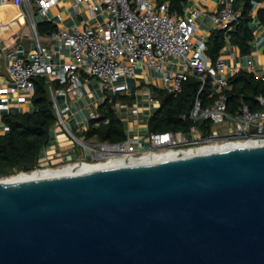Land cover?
<instances>
[{
  "label": "water",
  "instance_id": "1",
  "mask_svg": "<svg viewBox=\"0 0 264 264\" xmlns=\"http://www.w3.org/2000/svg\"><path fill=\"white\" fill-rule=\"evenodd\" d=\"M0 264H264V146L0 184Z\"/></svg>",
  "mask_w": 264,
  "mask_h": 264
},
{
  "label": "built area",
  "instance_id": "2",
  "mask_svg": "<svg viewBox=\"0 0 264 264\" xmlns=\"http://www.w3.org/2000/svg\"><path fill=\"white\" fill-rule=\"evenodd\" d=\"M52 1L35 0L33 4L32 0H16L18 5L24 4L27 7L24 15L29 19L35 46L27 54L19 50L6 53L9 61L6 83L32 98L35 93L34 79H46L57 116L56 124L64 128L73 143L88 149L91 155L65 165L82 163L105 166L143 161L150 155L203 145L264 141V95L257 98V110L252 111L248 105L243 104L235 113L228 112L226 91L230 86L228 79L220 75L222 70L227 69L226 64L221 57L213 62L207 55V38L198 34L197 19L201 11L185 7L183 14H179L171 10L170 2L159 0H73L77 11L81 3H86L90 11L105 10L109 16L96 26L61 28L48 34L51 42L60 48L66 46L72 55V60L61 62L42 43L37 30L36 16L47 17ZM7 2L0 0V4ZM235 3L236 0H222L216 12L209 15L212 25L230 29L240 16ZM260 6L261 3H255L253 13ZM138 65L158 73L169 92H180L183 83L191 76H197L202 81L201 89L210 79L217 95L215 102L204 107L197 96L189 117L195 122L212 120L214 125L223 124L228 127L227 134H222L220 130H212L207 136L203 133L195 135L194 131L189 134L181 131L149 132V144L145 146L137 138L110 143L83 139L74 133L69 127L68 116L72 103L83 97L81 76L96 79L111 101L115 94L128 90L122 80L134 76ZM246 68L254 72L251 60ZM230 71L236 73L239 69L233 67ZM55 82L58 86L54 85ZM7 92L6 86L0 88L1 95ZM58 96L65 97V106L60 105ZM149 100L160 104L152 96ZM4 106L5 100L0 97V112Z\"/></svg>",
  "mask_w": 264,
  "mask_h": 264
},
{
  "label": "crops",
  "instance_id": "3",
  "mask_svg": "<svg viewBox=\"0 0 264 264\" xmlns=\"http://www.w3.org/2000/svg\"><path fill=\"white\" fill-rule=\"evenodd\" d=\"M7 1L5 4H0V88L5 86L8 88L7 93L0 94L1 99L5 100V106L0 112V135L8 132V128L3 122L5 114L28 112L36 109L31 97L6 83L9 63L6 53L11 50H19L22 54H27L35 46V38L29 19L24 15L27 11L26 5H18L16 0ZM221 1L188 0L186 7L189 10L201 11V15L197 19L198 34L204 35L207 40L211 31L216 28L212 25L209 15L216 12ZM256 13H254V17ZM108 16L109 14L105 10L90 11L86 3H81L80 10L77 11L73 6V0H53L48 16H36V22L48 20L56 25L57 29H61L72 28L73 26H96L103 23ZM255 22H258L257 19ZM255 36V40L250 43L251 51L247 55H242L240 49L233 45H227L223 49L220 57L224 59L227 69L220 72L222 77L228 79L234 74L230 71L231 68L236 67L239 70L246 68L251 60L254 65L253 73L264 78V26L256 31ZM40 38L42 43L54 52L56 60L61 62L72 60V55L66 46L60 48L58 44L50 41L48 34L42 35ZM246 69L248 70V68ZM81 82L83 97L72 103L68 121L73 132L86 139L82 134L88 130L91 119L99 116L98 107L107 96L104 95V91L96 79L82 75ZM122 82L127 84L128 90L115 94L118 97L115 109L124 122L128 138H137L145 146H148V121L150 115L160 106V104L151 102L149 97L158 99L156 90L159 88L166 89L165 85L158 73L142 65L136 67L134 76L125 78ZM22 96L25 97L24 100L21 99ZM58 100L61 106H65V97L58 96ZM90 156L88 149L73 143L64 128L55 124L51 130L48 144L42 149L40 166L46 164L47 166H55Z\"/></svg>",
  "mask_w": 264,
  "mask_h": 264
},
{
  "label": "trees",
  "instance_id": "4",
  "mask_svg": "<svg viewBox=\"0 0 264 264\" xmlns=\"http://www.w3.org/2000/svg\"><path fill=\"white\" fill-rule=\"evenodd\" d=\"M170 2L172 11L183 14L188 0H159ZM255 3H261L256 16L253 8ZM235 9L240 16L230 29L214 28L207 40V55L216 62L227 45L240 49L242 55L251 51L250 43L255 40L256 31L264 26V0H236ZM257 19V23L255 22ZM39 35H47L57 30L51 21L37 22ZM35 93L32 103L36 107L33 111L7 113L3 122L8 132L0 135V179L31 172L40 167L42 149L48 144L52 128L57 122V116L49 91V84L43 77L34 79ZM230 88L226 91L227 110L235 113L241 105L246 104L254 111L259 108L257 98L264 95V78L258 77L246 68L228 78ZM58 86V83H54ZM197 76H191L182 85L180 92H169L167 89H157L160 106L150 115L148 121L149 132H178L195 135L203 133L204 136L212 132V120L193 121L189 117L194 102L199 96L202 105L207 107L217 98L210 79L204 87ZM118 97L114 95L105 98L98 107L99 116L91 119L87 131L83 132L86 139H96L100 142L119 143L128 139L125 125L120 114L115 109Z\"/></svg>",
  "mask_w": 264,
  "mask_h": 264
},
{
  "label": "bare ground",
  "instance_id": "5",
  "mask_svg": "<svg viewBox=\"0 0 264 264\" xmlns=\"http://www.w3.org/2000/svg\"><path fill=\"white\" fill-rule=\"evenodd\" d=\"M258 146H264V141H244V142H233V143H225V144L203 145V146H197V147L187 148L178 151H169L159 155H150L147 158H145L143 161L123 162L116 164H108L105 166L78 163V164L64 165L58 168H41L34 172L19 173L9 177H4L0 179V184L23 182L29 180L51 178L56 176H64V175L88 172L103 168H109V167L131 165V164L147 162V161L174 159V158L185 157L193 154H203L213 151H219L223 149H246V148L258 147Z\"/></svg>",
  "mask_w": 264,
  "mask_h": 264
},
{
  "label": "rangeland",
  "instance_id": "6",
  "mask_svg": "<svg viewBox=\"0 0 264 264\" xmlns=\"http://www.w3.org/2000/svg\"><path fill=\"white\" fill-rule=\"evenodd\" d=\"M34 2H35V0H32V3H33V4H35ZM253 14H254V13H253ZM107 94H108L107 92H106V93L104 92V95L107 96ZM224 126H225V125H224ZM224 126H223V124H216V125H214V127H213L212 130H213V131L220 130L222 134H227V131H228V130H226V129H227L228 127H226V126L224 127ZM223 130H224V131H223ZM72 163H73V162H72ZM65 164H67V162H63L62 164L55 165V166H52V167L56 168V167L63 166V165H65ZM46 167H47V164L44 165V166H40L39 168H46Z\"/></svg>",
  "mask_w": 264,
  "mask_h": 264
}]
</instances>
